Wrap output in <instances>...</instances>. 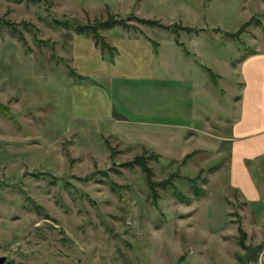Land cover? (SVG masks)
<instances>
[{
  "label": "rangeland",
  "instance_id": "obj_1",
  "mask_svg": "<svg viewBox=\"0 0 264 264\" xmlns=\"http://www.w3.org/2000/svg\"><path fill=\"white\" fill-rule=\"evenodd\" d=\"M248 71L264 0H0V259L264 262Z\"/></svg>",
  "mask_w": 264,
  "mask_h": 264
},
{
  "label": "crops",
  "instance_id": "obj_2",
  "mask_svg": "<svg viewBox=\"0 0 264 264\" xmlns=\"http://www.w3.org/2000/svg\"><path fill=\"white\" fill-rule=\"evenodd\" d=\"M125 35H128V33H125ZM133 36H136V35H133ZM133 38H134L133 40H123L125 45L122 47V49L126 53L131 51L133 48L131 47V44L129 43L132 42L133 44L136 45L137 49L145 50L148 53L149 57H151L153 54L152 46L149 43H148V46L143 45L142 43H138L135 37ZM251 59H252V62H255L257 60V57L253 55L251 56ZM144 74L145 76H142V77L145 78V81L153 80L151 79L152 72L149 69V67L147 66L144 67ZM107 78H110V77H107ZM246 80L248 81L249 86L247 90H244L243 92V99L242 100L238 99L237 102H235V105H237L238 103L239 104L242 103L243 107H248L249 109L247 110L248 112L246 113L245 116L248 118L255 117L256 124H258L260 128L263 130V131H260V128H258V130H252L254 131V133H252L251 131H248L249 129H251L250 125L244 127L246 132L249 133L251 142L252 141L256 142L257 143L256 147L260 148L264 154V142L263 144L261 143L262 141H264V95L260 93V92H264V78L255 77L253 72L248 71V76ZM234 111H235V106H234ZM91 115L95 116L94 113ZM96 117L97 116H95V118ZM106 117L109 119L111 118L110 114H107ZM238 126H239V123H238ZM236 137L237 138H235V141L239 142L238 139L241 138L240 131H237ZM240 148H243V146H240ZM250 156H255V155L253 153H250Z\"/></svg>",
  "mask_w": 264,
  "mask_h": 264
},
{
  "label": "trees",
  "instance_id": "obj_3",
  "mask_svg": "<svg viewBox=\"0 0 264 264\" xmlns=\"http://www.w3.org/2000/svg\"><path fill=\"white\" fill-rule=\"evenodd\" d=\"M144 24L145 25L147 24L148 26H151V27H159V25H157L156 23H151V24L144 23ZM115 27L116 26L114 25V23H112V24H109V25H104L103 28L108 29V30H112ZM76 34L79 37H87V38L90 37V38H92V40L94 41V43L96 45L100 46L101 52L105 53L108 50L107 47H106V45H105V43H104V41L98 36L97 30L95 28L94 29L79 28V32H76ZM210 78L212 79V83L217 86V82L215 81V78L216 77L212 76V74H211L210 75ZM0 114L1 115H4L5 114V111H4V109L1 106H0ZM142 169L145 170L144 164L142 166ZM147 175H148L147 180L151 182L150 175L148 173H147ZM163 186L164 185H161L160 187H163ZM149 187H152V189L155 188V186L152 185V184H150Z\"/></svg>",
  "mask_w": 264,
  "mask_h": 264
},
{
  "label": "water",
  "instance_id": "obj_4",
  "mask_svg": "<svg viewBox=\"0 0 264 264\" xmlns=\"http://www.w3.org/2000/svg\"><path fill=\"white\" fill-rule=\"evenodd\" d=\"M6 260L5 259H0V264H5Z\"/></svg>",
  "mask_w": 264,
  "mask_h": 264
},
{
  "label": "built area",
  "instance_id": "obj_5",
  "mask_svg": "<svg viewBox=\"0 0 264 264\" xmlns=\"http://www.w3.org/2000/svg\"><path fill=\"white\" fill-rule=\"evenodd\" d=\"M260 264H264V262H261Z\"/></svg>",
  "mask_w": 264,
  "mask_h": 264
}]
</instances>
